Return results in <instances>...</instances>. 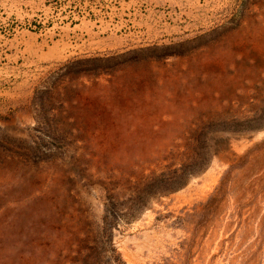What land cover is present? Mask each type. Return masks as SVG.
Returning <instances> with one entry per match:
<instances>
[{
    "label": "rangeland",
    "instance_id": "1",
    "mask_svg": "<svg viewBox=\"0 0 264 264\" xmlns=\"http://www.w3.org/2000/svg\"><path fill=\"white\" fill-rule=\"evenodd\" d=\"M0 264H264V0H0Z\"/></svg>",
    "mask_w": 264,
    "mask_h": 264
}]
</instances>
